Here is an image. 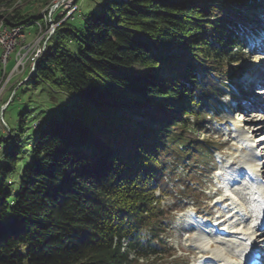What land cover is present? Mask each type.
Here are the masks:
<instances>
[{
  "label": "trees",
  "instance_id": "1",
  "mask_svg": "<svg viewBox=\"0 0 264 264\" xmlns=\"http://www.w3.org/2000/svg\"><path fill=\"white\" fill-rule=\"evenodd\" d=\"M12 2L0 0L5 25L41 19L6 12ZM260 5L102 0L82 29L61 22L26 83L69 104L25 108L0 141V264H155L162 195L202 192L189 176L178 187L177 172L204 168L201 144L217 145L198 127L221 111L228 72L263 26Z\"/></svg>",
  "mask_w": 264,
  "mask_h": 264
},
{
  "label": "rangeland",
  "instance_id": "2",
  "mask_svg": "<svg viewBox=\"0 0 264 264\" xmlns=\"http://www.w3.org/2000/svg\"><path fill=\"white\" fill-rule=\"evenodd\" d=\"M100 1L102 0H13L9 7L3 8L6 12H12L13 9L23 12L29 11L30 13L39 12L41 19L35 20L32 24L21 25L23 34L20 36L21 38L17 39V43L15 42L16 45L11 49L10 55L5 62L2 60V49L0 48V141L1 138L10 135V127L15 133L17 114L25 108L30 107L34 108L36 112H44L49 106H67L69 104L70 99L67 95L53 93L46 85H39L37 88L32 87L26 83L27 78L29 73L33 71L37 58L44 51L47 42L51 39L59 24L68 20L71 25L82 29L84 16L91 11L97 10ZM203 1L212 4L216 3L217 0ZM257 10L263 13L264 7L260 5ZM4 16L0 15V22H2L0 23V31L3 30L4 26L9 27L3 23ZM260 17L264 18L261 14ZM23 36L25 37L24 39L22 38ZM52 40L49 42H52ZM258 42L263 47L262 51L256 48ZM257 43L252 45L249 44L248 40L245 41L240 56L243 59L242 65H246V67L240 66L238 68L234 66L228 72L227 76L229 78L232 77V80L226 85V90L220 98L219 107L222 111L217 114L209 126L204 123L205 127H198L206 129L209 139L217 143L215 147L201 144L203 146L202 153H208L203 159L206 162L205 167L200 168L197 163H193L192 165L188 164L187 169L183 170L180 168L177 172L178 178L175 181L177 186L189 176L192 180H197L204 190L202 192H189L186 190L184 194L171 191L162 195V204L167 206V211H169L167 212L168 218L166 221L168 227L163 232L166 248L155 264L191 263V260L197 255V249L193 248V245L196 243L194 238L198 236V233L187 230L185 227L187 223L184 219L186 215L193 214V209L200 210L205 214L210 213L212 216L216 213L217 216L219 214L223 217L228 208L235 205L233 202L230 203L231 200L216 204L222 198V194L218 192L219 186L216 181L219 176L224 175L225 170L229 169L226 167L229 161L234 164L232 169L235 167L248 168L247 177L253 176L252 178H254L255 174H257L255 178L259 180L261 172H264V152H262L264 151V95L260 98L257 97V93L262 91L258 88H263L264 90V40L261 41L259 39ZM66 45L72 53L78 50L77 44L73 40L67 41ZM20 58V63L16 67V62ZM131 68L134 69L136 67L133 66ZM50 92L52 95L49 94ZM227 101L235 102L237 108L233 110L231 106L226 105L224 107L223 105ZM40 116L41 114L38 117ZM35 121L38 122V118ZM36 122H33L32 125ZM252 132L255 133L253 139L247 141L245 136ZM242 141L246 145H248L247 142L255 144L253 148L255 152L249 149L240 150L239 147L243 145ZM260 149L263 150L258 152ZM2 150L3 146L0 143V158ZM253 159L255 160L253 161ZM257 167L261 168L258 171L260 175L255 170ZM199 168L200 170L203 169L202 172L193 173ZM252 170L254 175L251 172ZM263 172L262 174H264ZM262 180L261 183L264 184V179ZM251 183V181L243 182L242 185L238 186V193L233 194L234 200L238 201L237 203L239 204L236 208V210H239V217L241 215L248 216L250 207L253 204L250 201L252 199L246 194ZM254 187L252 185L250 191ZM183 195H190L189 201L185 202L182 200ZM214 206H216V209ZM239 217H236V220ZM240 220H242V223L238 227L225 226L228 228L224 227L221 230L225 234H220L219 230H217L215 238L224 240L226 243H229L230 239L240 240L243 235L239 233L243 230L250 232L249 226L253 222L251 218L246 220V217ZM202 221L207 223L208 229L215 231V226L209 218H202ZM233 231L240 232L232 233ZM255 232L253 231L254 234ZM224 247H226L225 244H215L211 250L219 251ZM131 256L133 255L131 254ZM227 259L232 262L236 261L231 256H228ZM140 261H145V259H140Z\"/></svg>",
  "mask_w": 264,
  "mask_h": 264
},
{
  "label": "bare ground",
  "instance_id": "3",
  "mask_svg": "<svg viewBox=\"0 0 264 264\" xmlns=\"http://www.w3.org/2000/svg\"><path fill=\"white\" fill-rule=\"evenodd\" d=\"M44 17H45V13H44ZM0 23H2V22H0ZM6 28L7 27L4 26L2 31H4ZM18 28H22V26L18 25ZM22 34L23 33L16 34L15 35V42L17 41V39L21 38L20 36ZM22 38L24 39L25 37L23 36ZM33 63H34V61H33ZM33 69H34V67H33ZM254 135H255V133L252 132L251 134L246 135L245 136V139H247V141H249V139H253ZM254 145L255 144H249L248 143V145H246V148L250 147L248 149L250 151L252 150V152H253V148L255 147ZM262 150L263 149H260L259 152H261ZM262 152H264V151H262ZM255 159H258V158H255ZM255 159H253V161ZM237 168L240 169L241 167H237ZM257 168L255 170L258 172L259 169H261V168H258V169ZM262 172H261V177H262V175H264V174H262ZM246 173H247V170H246ZM256 175L257 174H255V176ZM259 175H260V173H259ZM255 176H254V178H255ZM261 179L262 178H260L259 181ZM260 182H262V181H260ZM255 188L256 187H254L253 189L255 190ZM253 189H251L250 192H253ZM263 191L264 190L260 191V193L256 197V199L250 200L253 204L250 202L252 205L250 207L248 216L241 215L240 214L241 216L239 217V215H238L239 214V210H236V208L238 207L239 204L237 203V201H233V200L230 203L233 202V203H235V205L234 206L233 205L230 206L228 208V210L225 212V214L228 213V215L227 216L225 215L226 217L225 216L222 217L221 215L218 214V216H217V219H218V221H217L218 222V230H219V227L221 226L220 227V230H219L220 233H222L221 230H223V227H225V226H230V227H236L237 226L238 227L242 223V220H240V219H244V217H246V220L249 219V218H251V220L253 221L252 224H250V226H249V228L251 229L250 232H246L244 230L242 232L239 231L240 233L237 232V231H233L232 233H236L237 232L239 234H242L243 236L240 238V240H232V239H230L228 241L229 243H226L224 240H219V239L218 240H214V242H215L214 245L215 244L216 245H219V244H225L226 245V247L222 248L219 251L211 250V248L213 247V244H211V245L208 246L206 244L200 243L199 242L200 237L199 236H196L194 238V240L196 241V243L194 245L193 244L192 245L194 246L193 248H196L197 249V251H196L197 252V255L198 256L205 255L206 257H208L207 258L208 261L213 262L214 264H240L242 261L245 260V258L249 257L248 259H250V257H251L250 255H252L253 252L256 250L255 245H258L259 246L258 249L259 250H262V252H263L264 251V247H263L264 232H261L260 236H257V235H255L253 233V231H256L257 232L259 230L257 228L255 229V226L260 223L259 222L260 219H261V217H260L261 216V210H260V208H264V192ZM229 200H230L229 197H224V198L219 199L216 204H219V203H222V202H228ZM236 217H239V218H237V220H236ZM258 218H259V221H258L259 223H257V219ZM225 228H228V227H225ZM222 234H225V233H222ZM255 242H257V244H255ZM228 256H231V257L236 258L237 261L236 262L229 261L227 259ZM261 257H262V264H264V253L261 254Z\"/></svg>",
  "mask_w": 264,
  "mask_h": 264
},
{
  "label": "built area",
  "instance_id": "4",
  "mask_svg": "<svg viewBox=\"0 0 264 264\" xmlns=\"http://www.w3.org/2000/svg\"><path fill=\"white\" fill-rule=\"evenodd\" d=\"M23 33L21 28L17 26H9L4 31H0V48L2 49V60L8 59L11 49L16 45L15 35ZM21 58L16 62V67L19 65ZM34 60V59H33Z\"/></svg>",
  "mask_w": 264,
  "mask_h": 264
}]
</instances>
